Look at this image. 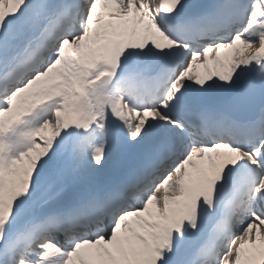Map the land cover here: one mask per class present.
Returning a JSON list of instances; mask_svg holds the SVG:
<instances>
[{"label": "snow or ice", "instance_id": "snow-or-ice-1", "mask_svg": "<svg viewBox=\"0 0 264 264\" xmlns=\"http://www.w3.org/2000/svg\"><path fill=\"white\" fill-rule=\"evenodd\" d=\"M0 264H264V0H0Z\"/></svg>", "mask_w": 264, "mask_h": 264}]
</instances>
